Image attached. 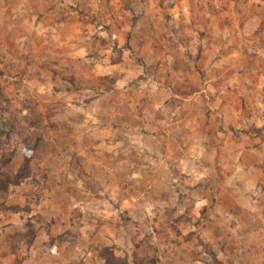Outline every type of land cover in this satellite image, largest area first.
<instances>
[{
	"label": "rangeland",
	"instance_id": "374dc122",
	"mask_svg": "<svg viewBox=\"0 0 264 264\" xmlns=\"http://www.w3.org/2000/svg\"><path fill=\"white\" fill-rule=\"evenodd\" d=\"M0 132V264H264V0H0Z\"/></svg>",
	"mask_w": 264,
	"mask_h": 264
},
{
	"label": "trees",
	"instance_id": "16d2710c",
	"mask_svg": "<svg viewBox=\"0 0 264 264\" xmlns=\"http://www.w3.org/2000/svg\"><path fill=\"white\" fill-rule=\"evenodd\" d=\"M0 134H2V132H0ZM24 164L25 165H23L20 170H18L14 173L13 177L6 176V175L3 176L2 180H0V191L1 192L6 193L7 187L9 185H11V184L17 185L24 180V175L27 173V171H25V170H27V165H26L27 162ZM20 239H21V237H19V240ZM112 258H113L112 255L107 254V259H106L107 261H109Z\"/></svg>",
	"mask_w": 264,
	"mask_h": 264
},
{
	"label": "crops",
	"instance_id": "0c3cea01",
	"mask_svg": "<svg viewBox=\"0 0 264 264\" xmlns=\"http://www.w3.org/2000/svg\"><path fill=\"white\" fill-rule=\"evenodd\" d=\"M255 156H253L252 158H251V160L254 162V163H256V159L254 158ZM248 159V158H247Z\"/></svg>",
	"mask_w": 264,
	"mask_h": 264
},
{
	"label": "clouds",
	"instance_id": "9594fccd",
	"mask_svg": "<svg viewBox=\"0 0 264 264\" xmlns=\"http://www.w3.org/2000/svg\"><path fill=\"white\" fill-rule=\"evenodd\" d=\"M52 251L55 252V246H54V245H53V247H52Z\"/></svg>",
	"mask_w": 264,
	"mask_h": 264
}]
</instances>
